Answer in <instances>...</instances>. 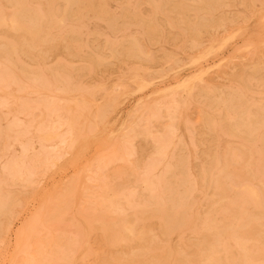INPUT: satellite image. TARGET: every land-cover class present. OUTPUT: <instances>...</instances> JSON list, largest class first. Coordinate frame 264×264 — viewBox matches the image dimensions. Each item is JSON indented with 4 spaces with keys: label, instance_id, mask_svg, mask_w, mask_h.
<instances>
[{
    "label": "bare ground",
    "instance_id": "6f19581e",
    "mask_svg": "<svg viewBox=\"0 0 264 264\" xmlns=\"http://www.w3.org/2000/svg\"><path fill=\"white\" fill-rule=\"evenodd\" d=\"M262 16L264 0H0L2 233L31 199L38 208L16 231L18 245L29 221L45 217L35 176L110 139L126 98L136 96L118 130L125 156L118 145L109 163L136 153L130 141L150 147L125 181L87 193L77 216L71 187L62 188L49 214L58 227L27 264H264V55L246 45L248 62L219 68L223 85L183 74ZM111 69L123 70L112 83L83 81ZM168 78L176 85L151 92Z\"/></svg>",
    "mask_w": 264,
    "mask_h": 264
},
{
    "label": "rangeland",
    "instance_id": "374dc122",
    "mask_svg": "<svg viewBox=\"0 0 264 264\" xmlns=\"http://www.w3.org/2000/svg\"><path fill=\"white\" fill-rule=\"evenodd\" d=\"M114 10V9H113ZM224 32H218L216 38L220 40L224 37ZM264 17L258 21L251 20L246 24V27L242 34L234 36L225 46L220 48L214 56H210L203 60L201 64L196 66H191L183 70L184 76H192L198 74V72L205 73V78L212 80L213 82H218L220 84H226L224 77L219 75V68L228 61H231L234 65L239 63H246L249 61V54L247 53L246 45H250L254 52L257 54L264 55ZM168 47V46H167ZM199 50H188L185 52L187 55H198ZM161 52H156L159 54ZM62 52H57L55 55L53 63L56 58L62 57ZM220 62V65L217 64ZM49 63V64H51ZM158 69V68H157ZM226 71L230 72L231 68H225ZM121 69H111L109 71H97L92 77H85L83 81L88 83H95L104 80H108L112 83L122 72ZM179 80V78H178ZM173 79L168 78L163 82H157L153 86V91L151 92H162L173 86H175ZM9 91H15L13 88H9ZM138 95V94H136ZM149 96V95H148ZM146 95L139 100L140 103H144L147 99ZM1 97V96H0ZM72 98V96H68ZM136 96L131 98H126L120 104V114L122 118L113 119L109 125L116 126L113 128L114 134L106 142L104 140H98L95 144H89L88 150L84 152L79 159L76 161L75 165L67 166L61 171H55L54 168L44 170L45 173H40L35 176V180H38L36 185L43 191H46L45 200L48 203L45 217L37 216L30 225V221L23 233V237L18 245V240L15 237L16 231L21 228L24 222H27L31 215L37 210L38 202L35 199L29 200L26 204H21L20 209L17 213L13 215V221L11 222V229L8 233H2L0 231V264H27L31 260V255H33V248L37 244L39 237H43V232L52 230L54 231L58 224L50 222L49 214L52 213V199L57 197L59 191H64L65 188L71 187L72 195L75 197H70V201H74L72 205H69V215L77 216L82 212L86 211V202L88 200L87 193L98 192L103 190L104 185L108 183H114L116 181H125L127 178L126 168L130 165H135L138 162H143L149 152L150 147L141 141H130L133 145V149L136 153L127 155V158L122 162L117 161L115 163L111 162L110 153L114 148L118 147L117 157L125 156L124 148L122 142L126 140L121 137V133L118 131L120 128V123L126 118L127 115L133 112L136 105ZM133 118V117H132ZM131 118V119H132ZM29 116H23V114L16 113V116L12 121H17L21 125H27ZM79 127L82 128L81 124L78 123ZM96 126L99 128L98 132L104 133L106 131L104 123L100 125L96 122ZM62 129H65L64 127ZM85 130L80 131L83 136H86ZM64 133V130H61ZM35 150H38L37 148ZM18 152L13 150L7 151L6 156L13 159ZM66 155L64 158H67ZM63 158V159H64ZM109 159V160H108ZM135 163V164H134ZM119 174V178H114L115 174ZM64 188V189H62ZM30 225V226H29ZM64 226L66 228L73 229L74 226L69 221H64ZM96 248V245H93ZM80 264H92V258H87Z\"/></svg>",
    "mask_w": 264,
    "mask_h": 264
}]
</instances>
